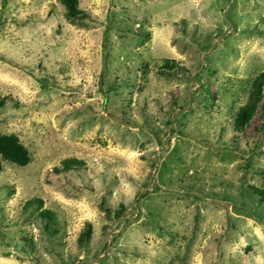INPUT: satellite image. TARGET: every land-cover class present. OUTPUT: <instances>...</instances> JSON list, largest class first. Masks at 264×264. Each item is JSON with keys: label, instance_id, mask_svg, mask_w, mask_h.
Returning <instances> with one entry per match:
<instances>
[{"label": "rangeland", "instance_id": "obj_1", "mask_svg": "<svg viewBox=\"0 0 264 264\" xmlns=\"http://www.w3.org/2000/svg\"><path fill=\"white\" fill-rule=\"evenodd\" d=\"M78 9L0 0V134L30 158L0 159V264H264L262 99L233 125L264 72V0Z\"/></svg>", "mask_w": 264, "mask_h": 264}, {"label": "trees", "instance_id": "obj_2", "mask_svg": "<svg viewBox=\"0 0 264 264\" xmlns=\"http://www.w3.org/2000/svg\"><path fill=\"white\" fill-rule=\"evenodd\" d=\"M58 2L64 7L65 9V13L67 15L68 18H75L78 15L79 9H78V3L79 0H58ZM226 36L227 34L223 35V42L226 40ZM201 48L202 51L204 52L205 58H206V54L207 51L210 50L211 48L215 47V43L210 42L208 39L202 40L201 41ZM204 58L203 61L200 63L199 69L201 72H203L204 69ZM168 62L165 61V66H167ZM206 71V70H205ZM195 79L198 82L199 86L198 88L194 89L191 92V95H196L198 94L199 96H203V99H205V101L207 99H212V95L209 93L208 91V87L209 84L207 82H202L200 81V75L199 74H195ZM194 88V86H193ZM112 89V88H109ZM108 89V90H109ZM262 99V101H261ZM7 100L6 97H2L0 99V107H2L5 104V101ZM261 101V123L258 126V129L261 130L262 133H264V72H260L259 74H257L256 76H254V78L251 80L250 83V90L248 93V97H247V102L238 109V111L236 112L234 118H233V125H234V129L236 132H239L243 129V127H245L248 123V121L250 120L251 114L254 112V109L256 107L257 101ZM105 101V100H104ZM181 109V108H180ZM178 115V114H176ZM116 122H118L117 118L115 120ZM178 121V120H177ZM170 122L166 121V124L168 125ZM171 132L174 133V129L171 128ZM149 135L153 136L157 143L159 145H162L163 141H167L168 137H169V133L165 134L163 137L158 138V133L157 132H147ZM180 133V131H179ZM164 139V140H163ZM207 146L209 147V149L213 152V153H219L221 151H237L236 146H237V142H234L233 140L228 143V142H223V143H214V142H207ZM244 150L241 151V153ZM249 151V150H248ZM0 159L1 160H5L7 162H9L10 164L19 166V167H24L29 163V156L27 155V151L26 149L23 147L22 144H20L18 138L13 135H6V134H0ZM64 164L66 165V167H68L70 164H74V163H78L79 161L75 160V159H67L63 161ZM81 163V162H80ZM248 165V164H247ZM156 166V164L154 165V167ZM256 173L257 171L254 170ZM262 175V174H261ZM253 192L256 196L259 197V201L260 202H264V188H252ZM34 202L37 205L41 204V200L39 199H34L31 200L29 202H26L29 204H34ZM100 209L103 212L104 216L107 219H110V210L108 207L103 205V202H100ZM43 213L46 214V217H48L49 219H51V212L49 211H44ZM122 215H120L121 217ZM90 236V230L88 229L87 231H85L83 233V240L88 241V238ZM83 240H79V245H82V241Z\"/></svg>", "mask_w": 264, "mask_h": 264}]
</instances>
